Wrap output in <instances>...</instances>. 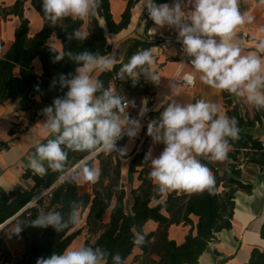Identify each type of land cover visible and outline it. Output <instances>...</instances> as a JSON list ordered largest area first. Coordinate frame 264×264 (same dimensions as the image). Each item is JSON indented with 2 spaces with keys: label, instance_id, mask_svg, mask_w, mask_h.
Wrapping results in <instances>:
<instances>
[{
  "label": "clouds",
  "instance_id": "1",
  "mask_svg": "<svg viewBox=\"0 0 264 264\" xmlns=\"http://www.w3.org/2000/svg\"><path fill=\"white\" fill-rule=\"evenodd\" d=\"M264 5V0H259ZM101 0H41V10L50 27L71 18L83 21L95 17ZM142 13H147L153 22L154 33L168 30L175 33L180 44L182 59L180 71L168 81L173 98L165 103L162 99L152 109L159 116L147 122L146 135L152 145H163L158 155L150 147L143 163L150 167L148 178L157 195L173 191L186 193L211 192L215 177L202 158L215 162L228 159L232 141L239 139V121L236 117L221 114L219 106L211 101L197 99L180 102L175 99L176 89L181 83L193 86L197 82L211 89L227 92L243 99L256 111L264 112V39L247 51L236 42L237 30L254 22L255 17L241 9V0H139ZM264 32V28L260 29ZM90 33L74 28L65 32V39L84 42ZM51 62L67 60L74 70L54 76L49 90L62 93L53 98L50 105L40 110L46 138L35 144L30 152L26 167L38 176L49 170L59 174L63 183L96 184L101 170L91 158L98 152L117 153L126 157L127 146H119L124 137L134 142L144 128L143 119L149 109L148 98L140 101L135 117L129 109H136L134 99L105 87L99 74L111 72L119 62L115 51L102 54L100 51H73L50 48ZM173 54H177L173 52ZM188 65L191 71H183ZM117 77L131 81L135 87L143 80L155 86L161 84L156 60L151 49L135 52L122 63ZM36 91L40 92L39 86ZM85 154L78 167L72 165L70 154ZM5 191L9 190L4 188ZM40 195L29 201L38 204ZM81 201H69L67 211L38 208L35 218L17 219L6 233L9 237L19 236L28 226L51 227L56 233L71 230L79 223ZM136 246L146 243L141 232L133 235ZM35 264H124L119 252L102 246L81 244L66 248L49 257H38Z\"/></svg>",
  "mask_w": 264,
  "mask_h": 264
},
{
  "label": "trees",
  "instance_id": "2",
  "mask_svg": "<svg viewBox=\"0 0 264 264\" xmlns=\"http://www.w3.org/2000/svg\"><path fill=\"white\" fill-rule=\"evenodd\" d=\"M137 0H128L120 19L114 21L110 12L109 0H101L100 8L95 17L87 18L86 31L90 33L84 42L67 41L65 32L80 28L83 21L67 18L50 27L45 21L41 10V0H13L9 8H0V18L8 16L19 19V25L14 30L13 40L7 50L0 55V105L7 101H18L21 111L29 112L27 127L32 126L37 111L50 105L55 96L61 95L59 89L49 90L51 80L59 73L74 70V65L67 60L52 63L51 47L47 41L54 34L60 42V49L73 51H100L102 54L111 52L107 43L103 26L110 34H116L125 29L130 23L131 9ZM28 2L42 20V28L33 35L28 33V20L24 18V4ZM164 3L163 0H156ZM0 43V47H1ZM158 45L157 40L147 41L128 39L123 42V60L115 65L111 72L100 75L105 87H112L128 99L148 97L151 101L153 93L148 83L143 80L135 87L131 81H121L116 73L122 63L138 50L148 49ZM38 59L41 66L40 74H36L33 61ZM39 86L40 92L36 91ZM225 114L236 117L239 121V139L232 141V149L225 160L223 169H219L202 158V162L212 171L215 185L211 192L186 193L173 191L166 195H157L154 186L148 178L150 167L143 163L146 154V129L140 132L133 151L126 157L117 153L98 152L91 162H97L101 176L96 184L91 185L89 192H82L77 184L63 183L59 174L49 170L41 177L26 169L23 180L30 184L23 189H15L0 196V264H35L38 257H49L53 253H61L68 248L73 240L83 232V244L98 245L112 252H119L124 258V264H196L207 244L214 235L222 230L231 228L234 209V195L237 191L250 194L251 180L257 172L264 169V141L241 132L243 128L259 126L264 119V112L256 111L252 106L251 113H242L234 102L231 94L222 92ZM14 132L10 131L12 135ZM123 140V139H122ZM120 140L118 145L121 146ZM85 154H70L73 166H77ZM127 175L130 179L136 175L138 185L131 188L128 198L120 180V165L122 159H128ZM39 194L38 204L29 201ZM81 201L82 208L78 224L64 233H56L51 227L35 228L28 226L17 236L21 253L13 256L5 236L6 229L13 226L17 219L30 220L35 218L38 208L67 211L69 201ZM108 211V219L103 216ZM152 221L157 228L145 234L143 226ZM171 225L187 227L188 231L183 242L177 244L167 237ZM141 232L146 237L142 246L133 244V235ZM259 237L264 242V220L259 229ZM134 247L141 251L131 263L126 260L132 254ZM245 264H264V248H253Z\"/></svg>",
  "mask_w": 264,
  "mask_h": 264
},
{
  "label": "crops",
  "instance_id": "3",
  "mask_svg": "<svg viewBox=\"0 0 264 264\" xmlns=\"http://www.w3.org/2000/svg\"><path fill=\"white\" fill-rule=\"evenodd\" d=\"M127 1L128 0H109L110 12L114 21L120 19V14ZM163 1L164 3L170 2V0ZM12 4L13 0H0V8H9ZM241 9L255 17L253 23L241 26L237 30L236 42L242 45L246 54L247 51L254 50L255 44L259 40L264 39V32L260 30L261 28H264V5H261L259 0H241ZM23 16L29 22V35H33L40 31L42 28V20L28 2L24 4ZM0 22V43L2 44L0 47L1 55L7 50L12 42L14 30L19 25V19L14 16H8L5 20L0 18ZM86 22L87 18L83 20V24L80 27L83 31H86ZM99 23L105 31L107 43L111 45L110 53L113 51L117 53L116 51L121 47L122 51L116 54L119 62L123 60L124 52L122 44L124 41L128 39L155 41L156 35L160 33L158 32L156 34L152 31V27L154 26L153 22L148 19L147 13H142L139 7V0L136 1L134 7L131 9L129 25L120 32L110 34L103 26L102 20H99ZM165 31L166 30H162V32ZM47 43L55 49H60V42L56 39L54 34L49 37ZM148 49H151L153 52L156 60V68L161 77V84L159 86L148 83L150 92L153 93L152 99L153 97H158L164 92L161 99L167 103L168 100L173 98V96L169 94V88L166 91L164 90L173 74L177 70L180 71L181 68L180 64L177 63L179 62L178 54H173V52L177 53L176 48L173 46H161L158 44L151 46ZM33 67L35 73L39 75L41 66L38 59L33 61ZM187 70L188 68L185 65L183 71ZM176 91L179 95L175 96V99L180 102H194L197 99L208 100L216 103L220 108L221 114H225L222 92L220 90L209 88L200 83L198 79L192 88H186L180 85ZM232 97L242 113H251V105L246 104L243 99L234 95H232ZM142 98L144 97L134 98L137 108H130V114L133 117L137 115ZM40 110L37 111L38 117L35 119L32 126L27 127L29 112L21 111L18 107L17 100H7L0 105V196L15 189H23L30 184L29 180L22 179L24 171L28 169L26 167L28 156L30 152L34 150L35 144L43 141L47 136L42 124L39 123L43 119L39 114ZM158 116V112L152 111L148 116V121ZM146 125L147 123H145V127ZM10 131H13L14 133L10 135ZM241 132L264 141V119L262 120L261 125L243 128ZM139 137L140 134L138 138L131 143L128 141L127 137H124L121 146H127V155L133 151ZM150 147L153 148V154L158 155L164 146L152 145L151 138L147 137L145 142L146 152ZM128 160L129 158L122 159L120 165V180L126 191L127 198L131 188H135L138 185L136 175H133L128 179ZM206 160L219 167L220 170L225 166V161L215 162L209 159ZM93 164L97 167L96 161H94ZM251 183L252 190L250 194L237 191L234 195L231 228L228 230H222L214 235V238L207 244L204 252L199 256L196 264H245L248 262L250 252L253 248H264V242L259 237V229L264 220V169L263 171L256 173L251 180ZM77 185L80 191L89 192L92 184L86 183ZM4 188H8L9 190L5 191ZM103 218L105 221L108 219V211L104 213ZM156 228L157 225L154 222L147 221L143 226V232L147 234L154 231ZM187 231V227L171 225L167 230V237L169 240H173L177 244H180L183 242ZM140 255L141 251L137 247H134L132 254L128 257L126 262L131 263L135 256Z\"/></svg>",
  "mask_w": 264,
  "mask_h": 264
},
{
  "label": "built area",
  "instance_id": "4",
  "mask_svg": "<svg viewBox=\"0 0 264 264\" xmlns=\"http://www.w3.org/2000/svg\"><path fill=\"white\" fill-rule=\"evenodd\" d=\"M156 40L158 41V44L161 45V46H173V47H175V48H176V51H177V54H178V59H179V61L182 59L181 55L179 54L180 44L176 42V40H175V33H174V32H171V31L166 30L165 32H162V34L159 33V34L156 35ZM186 66H187V68H188L187 71H191V70H192L190 66H188V65H186ZM178 71H179V70H177V71L173 74L172 78L176 75V73H177ZM172 78H171V79H172ZM180 85L183 86V87H186V88H192V87L194 86V85H193V86H188V85H185V84H183V83H181ZM108 87H111L113 91L117 92V91L112 87V85H109ZM168 88H169V87H168V85H167L164 91H166ZM163 93H164V92H163ZM163 93L160 94L158 97H153V99L151 98V101H150V102L148 101V105H147V107H148L149 111H148V113L145 115V117H144V119H143V123L148 121V116L152 113V109H153V107L159 102V100H160L161 97L163 96ZM147 98H148V97H147ZM129 111H130V109H129ZM92 158H93V157H92Z\"/></svg>",
  "mask_w": 264,
  "mask_h": 264
},
{
  "label": "rangeland",
  "instance_id": "5",
  "mask_svg": "<svg viewBox=\"0 0 264 264\" xmlns=\"http://www.w3.org/2000/svg\"><path fill=\"white\" fill-rule=\"evenodd\" d=\"M0 26H1V22H0ZM121 46V45H120ZM122 49L121 47H119L118 51H116L118 54V52H121ZM120 54V53H119ZM132 116V115H131ZM145 123L147 122H144V128L146 129L145 127ZM82 225V222H79L78 223V227H80ZM12 227V226H11ZM7 228L6 229V233L8 232V230L11 228ZM85 239V235L83 232H81L72 242L71 246L69 247H72V248H75V247H78L79 245L83 244V241ZM5 240H6V243H7V246L10 250V252L12 253L13 256H17L18 254L21 253V246L18 244V241H17V236H11L9 237L7 234L5 236ZM130 262V261H129Z\"/></svg>",
  "mask_w": 264,
  "mask_h": 264
},
{
  "label": "water",
  "instance_id": "6",
  "mask_svg": "<svg viewBox=\"0 0 264 264\" xmlns=\"http://www.w3.org/2000/svg\"><path fill=\"white\" fill-rule=\"evenodd\" d=\"M79 163H80V162H79ZM78 166H79V164H78L77 166H74V167H78ZM10 220H11V219H10ZM10 220H8L6 223H8ZM6 223H5V224H6ZM5 224H3V225H5ZM3 225H2V226H3ZM2 226H0V228H1Z\"/></svg>",
  "mask_w": 264,
  "mask_h": 264
}]
</instances>
